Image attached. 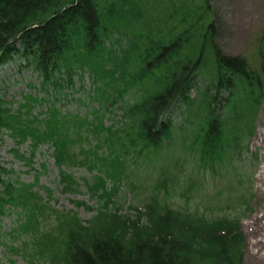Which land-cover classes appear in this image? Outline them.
Listing matches in <instances>:
<instances>
[{"label": "trees", "instance_id": "trees-1", "mask_svg": "<svg viewBox=\"0 0 264 264\" xmlns=\"http://www.w3.org/2000/svg\"><path fill=\"white\" fill-rule=\"evenodd\" d=\"M218 36L212 0H0V65L36 74L21 99L0 90V139L30 142L14 152L30 166L48 144L66 190L69 167L97 168L100 198L87 220L55 212L50 187L0 164V219H17L1 242L44 264H244L264 29L255 60ZM86 77L93 119L61 107ZM209 173L226 182L214 194ZM129 194L134 213L122 211Z\"/></svg>", "mask_w": 264, "mask_h": 264}, {"label": "rangeland", "instance_id": "rangeland-1", "mask_svg": "<svg viewBox=\"0 0 264 264\" xmlns=\"http://www.w3.org/2000/svg\"><path fill=\"white\" fill-rule=\"evenodd\" d=\"M212 3L216 10L219 28L218 40L225 52L242 54L255 60L259 37L264 29V0H212ZM30 75L26 70H19L15 63L0 65V90L4 91L7 98L15 95L16 98L21 99L23 94L30 91ZM86 85V88L71 94L70 101L61 106L63 112L71 111L81 116L88 115L93 119V109L99 103L87 96L90 84L86 83ZM76 97H80L84 102L80 103ZM178 114L179 111H175V115ZM105 120L108 124L111 123L109 117L106 116ZM92 141L95 143V140ZM29 143L24 142L18 146L12 135L5 133L0 139V164L7 169H12L15 177H19L22 181L50 187L53 193L49 207L54 208L55 212L74 209L83 219L91 218L100 205V198L92 196L88 185L93 182L95 175L99 174L98 169L90 168L87 163L69 167L77 179V188L66 190L59 181L61 169L52 157V150L48 144L41 145L36 151L32 166L15 156V148H19L21 152L28 155ZM100 152L103 153L102 149ZM247 155L251 157L247 158L246 165L252 175L247 174L248 176H244L243 180H249L253 194L249 195V208L242 212L243 230L246 235L244 264H264V101L259 110L256 130L250 141V150ZM209 174L206 188L209 193L214 194L218 188H224L226 182L220 175ZM107 184L112 187L114 183L108 179ZM40 193L44 197L48 196L46 189H42ZM132 198L129 194L127 200L123 202V212L134 213L135 210L131 206L137 202ZM80 201L86 204L77 206L76 203ZM87 205L91 208L87 209ZM208 211L212 212L210 209ZM15 221L17 219L11 215L0 219V263L44 264L42 260L37 259L31 262L30 257L25 255L23 250L12 253L8 245L1 242L2 232L9 229ZM21 238L14 239L16 245L21 246ZM10 240L13 241L11 238Z\"/></svg>", "mask_w": 264, "mask_h": 264}]
</instances>
